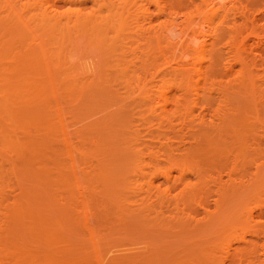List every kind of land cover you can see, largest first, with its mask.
Masks as SVG:
<instances>
[{
	"label": "bare ground",
	"instance_id": "bare-ground-1",
	"mask_svg": "<svg viewBox=\"0 0 264 264\" xmlns=\"http://www.w3.org/2000/svg\"><path fill=\"white\" fill-rule=\"evenodd\" d=\"M231 3L0 0V264H264V71ZM169 7L208 28L153 37Z\"/></svg>",
	"mask_w": 264,
	"mask_h": 264
},
{
	"label": "rangeland",
	"instance_id": "rangeland-1",
	"mask_svg": "<svg viewBox=\"0 0 264 264\" xmlns=\"http://www.w3.org/2000/svg\"><path fill=\"white\" fill-rule=\"evenodd\" d=\"M242 1H243V4H239V3H236V1H234V0H230V2H232V3L229 6V9H228L227 12H228L229 15H233V14L237 13L241 9V7H244V6H247L248 9L250 10V13H251L250 16L252 17V20H254V23H253L254 25L253 24L252 25L254 26L253 28H255V29H253V30H255V31L257 30L258 35H255L256 33L254 35L253 34L247 35V38L249 40L248 53H251V54H248V56L250 57L251 62H254L255 61L254 63L256 64V67H257V70L255 69L256 67H254L255 72L257 73V71L259 72V70H260V73H261L262 71H264L263 70L264 66L262 65L260 67V65H261L260 63L264 62V0H242ZM169 9H170V12H173L174 13V17L176 18V21L174 23L172 21L171 22L170 21L169 22H166L165 19L163 18L161 21L156 22L154 24V26L156 27V29L158 31L156 32L157 34L155 33L156 35L153 34V37L158 38V39L159 38L165 39V37H170L171 38L170 39L171 41L176 42V41H178L183 36V33H184L185 30H188L189 29L188 32L191 33L193 30H196L198 28H204V29H207L208 28L206 25L204 27H202V22L200 21V19L201 18H203V19L204 18H207L209 20V18H210V15L209 14H205V13L198 14L195 11V8H190V9L185 8V9H182V11L179 10L178 8H176V7H169ZM151 11H152L153 17H160L161 16V14L159 16L158 12L156 11V9L153 6L151 7ZM191 19H196V22L190 28V25L189 24H190ZM252 25H251V28H252ZM140 37L141 36L138 35V38H140ZM184 39H186V36L181 40V44L179 45V47H181L182 44L184 43ZM257 43H259V44H257ZM163 44L165 45L166 43H163ZM185 45H183L182 47H185ZM256 45H260V47L262 46L261 47L262 49L260 51L261 52L260 55H259V52H257L259 50H257V49L255 50V47L254 46H256ZM252 50H254V51H252ZM262 50H263V52H262ZM251 57H252V59H251ZM253 58H254V60H253ZM258 61H259V63H258ZM257 64H258V66H257ZM179 131L180 130L178 129V132ZM175 132L177 133V130ZM176 140L177 139H175V141ZM187 140H188L189 143L187 142ZM185 141H186L185 142L186 144H184V145L186 147H188V145L191 146V144L194 143L192 140L187 139V138H186ZM190 142H192V143H190ZM263 146H264V142H263ZM129 171H128L129 173H128L127 176H129V175L131 176L132 173L134 172L133 170L132 171L129 170ZM221 178H222L221 180H223L222 183L223 182L226 183V181H228L227 171L221 173ZM210 189L212 190L211 191L212 193L210 194V192H208L210 195L207 193L209 196L208 195L205 196L206 197L205 199L208 200L207 201V204H210V206L209 205H207V206L211 210V209H214L215 208L214 205H215V201H216V198H217L216 197L217 196L216 195L217 188H216V186H215V188H213V186H212V188H210ZM157 204H159V203H156V205ZM200 216L197 218L198 220H195L196 222L195 221H193V222L191 221L192 224L190 222H187L185 225L186 226H194V225H196L199 222L200 223L206 222L203 219V216H201V217ZM194 222H195V224H194ZM100 231L102 233V236L104 238V241L105 242H108V243L109 242H119L120 239H121L120 237H127L129 234H130V236H129L128 239L130 240V242H134L135 240H137V238L140 235V232L138 233L139 235L137 233L136 234H132L134 232L129 233V234L127 233L126 234L127 236L125 234H118L117 233L118 231L112 226V224H111V226L109 224V225L100 227ZM143 233L153 234L154 237H158L160 239L161 243H163V244H165V243H167V244H173L175 246L180 245L179 243L181 242V240H183L182 238H186L185 236H183L182 238H179L178 235H176L175 232H170L169 230L153 229V230H150V231L149 230L148 231H144V232H142V234ZM137 247H138V249L133 250L132 253L135 254V253H138V252H142L143 251V248L142 247H140V246H137Z\"/></svg>",
	"mask_w": 264,
	"mask_h": 264
}]
</instances>
